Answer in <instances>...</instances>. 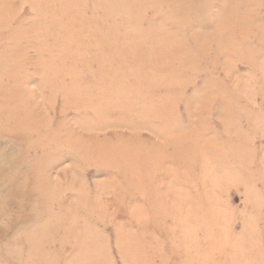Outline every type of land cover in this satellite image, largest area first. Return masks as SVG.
I'll list each match as a JSON object with an SVG mask.
<instances>
[{"label":"rangeland","instance_id":"rangeland-1","mask_svg":"<svg viewBox=\"0 0 264 264\" xmlns=\"http://www.w3.org/2000/svg\"><path fill=\"white\" fill-rule=\"evenodd\" d=\"M0 173V264H264V0H0Z\"/></svg>","mask_w":264,"mask_h":264},{"label":"bare ground","instance_id":"bare-ground-1","mask_svg":"<svg viewBox=\"0 0 264 264\" xmlns=\"http://www.w3.org/2000/svg\"><path fill=\"white\" fill-rule=\"evenodd\" d=\"M117 80V79H116ZM202 131V130H201ZM200 131V132H201ZM203 140V139H202ZM178 141V140H177ZM178 143V142H177ZM206 143V142H205ZM206 145V144H205ZM166 147V146H165ZM206 150V149H205ZM208 152V151H207ZM177 153H178V151H177ZM173 156V155H172ZM171 156V157H172ZM180 158V157H179ZM210 160V159H209ZM204 161V160H203ZM205 161H207V160H205ZM203 163V162H202ZM9 164V163H8ZM44 165V164H43ZM38 167V169L39 168H41L42 167V165L40 164V166L38 165L37 166ZM133 169V168H132ZM35 172H37V169H35ZM5 173V172H4ZM4 173H0V181H1V179H4L3 178V174ZM9 173V172H8ZM10 177V176H9ZM43 178H42V175L39 173V174H37L36 173V177L33 179V181H34V183L31 185V188H30V190H29V192H34L36 195H39L40 197V200H39V203H40V205H42V203H44V201H45V199H46V197H48V189L46 190V187H44V186H42V184H41V180H42ZM10 181V180H9ZM21 181V180H20ZM22 183H24V182H22ZM1 185V184H0ZM7 186V185H6ZM2 187H3V184H2ZM6 189V188H5ZM19 189H20V187H18V186H16V184L10 189L9 188V193L11 194V195H16L17 196V194L16 193H18V192H20L19 191ZM2 190V189H1ZM7 191V192H8ZM2 195V194H1ZM9 198V197H8ZM2 199V198H1ZM28 199V198H27ZM74 199V198H73ZM2 201V200H1ZM74 201H76V199L74 200ZM72 202V200L70 201V203ZM4 203V202H3ZM74 204V203H73ZM65 205V204H64ZM68 206V205H67ZM76 206V205H75ZM39 207V206H38ZM37 207V208H38ZM70 207V206H69ZM35 208L34 209V212H30V211H27L26 213H24L23 215H22V219L23 220H25V218H27L28 217V219L30 218V216H32V220H37L38 221V223L35 225V226H33V225H26V229L22 232V233H20L23 237V240H24V242H27L28 243V245H29V247H31V248H33V250L34 249H37L38 247V243H39V240L42 238V236H47V238L46 239H44V241H46V240H48V238H49V236H50V232L51 231H59V230H61V231H64L65 230V228L66 227H68V225H57V223L56 224H52V223H49L50 221L48 220L49 218H47V217H45L44 215H42L41 214V212L43 211V209H42V207L40 206V208ZM68 208V207H67ZM76 209H78V208H76ZM68 210V209H67ZM72 212V211H71ZM74 212V211H73ZM65 213V211L64 212H61V215L59 214V216L57 217V219H59V220H61V219H64V216L62 215V214H64ZM74 215H72L71 214V219L72 220H77V218L78 217H73ZM80 218H81V216H80ZM143 218H144V216H143ZM68 220V219H67ZM70 220V219H69ZM68 220V221H69ZM57 221V220H56ZM148 222V221H147ZM157 227V226H156ZM160 227V226H159ZM18 230V229H17ZM19 230H21V229H19ZM18 230V231H19ZM15 233V232H14ZM16 234V233H15ZM14 234V235H15ZM14 235H12V236H14ZM15 236H18L17 234L15 235ZM20 238L21 237H17V239H15L14 241H16V242H18V243H22V241H20ZM11 239H13V237L11 238ZM8 243V242H7ZM3 244H5V242L3 243ZM7 247H9V244H8V246ZM40 247V246H39ZM19 248H20V246H19ZM7 252H10V250L7 248V250H6Z\"/></svg>","mask_w":264,"mask_h":264}]
</instances>
